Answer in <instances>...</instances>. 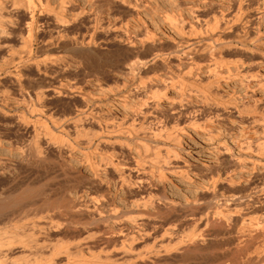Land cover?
I'll use <instances>...</instances> for the list:
<instances>
[{
	"label": "rangeland",
	"instance_id": "obj_1",
	"mask_svg": "<svg viewBox=\"0 0 264 264\" xmlns=\"http://www.w3.org/2000/svg\"><path fill=\"white\" fill-rule=\"evenodd\" d=\"M2 1H5V3H7V6L13 5L12 0ZM22 1L25 2L26 0ZM121 1L122 0H66L63 10L60 9V0H50V3L52 4V9L50 10L51 12L49 11L50 13L45 12L44 14H40L39 10L35 12L33 16V31L32 33L30 32L32 36H29L31 34L28 32L27 27V23L30 22V16L32 15L29 14L30 12H26L22 7L19 10L11 11L10 8V10H2V13L8 19H13L16 23L15 25L13 24V26H10L8 28L6 34H0V219L2 220H0V242L2 241L1 239L3 238V236L6 235V232L8 235L11 233L12 230H9L8 227L12 226L13 222L11 221L15 220L16 222H18L17 220H19V223H21L22 220V222L25 221L26 226L29 225L28 222L30 223L29 226L31 230H27V227L25 231H28L27 234L30 233L29 237H31L29 239H31L32 245V248L29 251L20 252L18 251V249H16V246H14V244H6L1 248L2 254H6L7 258H10L9 260L13 261L17 259L24 260V258L25 260H27L28 258H31V260L41 259L42 261L40 260L41 262L38 264H43V261L45 262L44 264H264V202H262L264 200L262 198L264 195L261 196V191H264V156H261L258 151L256 154L254 153L256 152L254 150H258V148L256 149V147H252L253 149L251 148L254 154L251 153V149L248 150L247 153H245L246 150L244 149L246 145L248 146L249 143L251 144V146L253 145L252 143L257 145V142L259 143V140L262 137V139L264 140V134L262 135V137L259 135V133L262 134V128L264 127V122L260 123L261 121H264V0ZM33 2L35 4H38L39 0H33ZM237 2H239V4H237ZM242 4L244 6H242ZM228 8L231 10H229ZM240 9H242L245 13H243ZM198 10H201V14ZM52 11H55L57 15H59L60 12V14H62L60 15V17L63 19L65 18L64 20L67 22L63 20L62 24H60L57 20L58 17H55L56 14L54 16L55 12L53 13ZM217 12H219V14ZM226 13L228 15V18L230 17V20H228L227 17H224V19H227L226 21L233 22V25L230 22V26L228 22L224 23L222 17L224 15L227 16ZM240 13L243 14L240 16ZM218 15L219 17H221V20L223 22L220 20V18H218L221 21H218L219 25L215 23V21H213L212 23L209 22L215 20V16L218 17ZM230 15H236L237 21L239 19L238 16H240L241 18L238 21L239 23L232 21V19L236 20V17L233 16V18ZM173 16L175 17L174 19L177 18L180 22L174 20L173 24L170 23L173 19L170 20L169 18ZM244 17H247L246 20ZM244 20L245 22H247L245 23ZM175 21L177 23L179 22L177 24L180 25L178 26L179 29L181 27V24H184L182 25L181 30L178 29L179 31H177V26H174V23H176ZM205 21H207V23ZM116 22L118 23V25L122 23L123 26L124 24V28L120 25L118 26L119 28L115 27L117 25ZM110 23L111 25L115 24V26L113 25L112 27H108V24ZM205 23L206 25L208 24V26L204 25ZM213 23L216 29L214 28L215 30L212 29L213 31H211V27H213V25L211 24ZM226 23H228V26ZM36 24L38 25L39 29ZM97 24L98 27L102 26L103 28V25L106 26L107 24V27L109 29H107V27H105L104 29H102V27L96 28ZM222 24H226V28ZM217 25L220 27L218 28ZM205 26H210V30L209 28L206 29ZM221 26L228 30L226 31L223 27L222 29ZM94 27L97 30H95ZM200 27L202 28V31L200 30ZM230 27L232 29L231 32ZM116 28L119 30H117ZM122 28L124 30L127 29V31L129 29V32L124 33V30ZM184 28H186V34H184ZM190 28H193L194 31ZM110 29L112 33L108 32ZM115 30L116 32L118 31V35L116 34ZM181 31H183V36H181V33H179ZM202 32H205V34ZM119 33L121 35H119ZM238 33L241 34L237 36ZM257 33L259 35L261 33V35L257 36ZM128 34L132 36H129ZM146 34L149 37L148 39L146 37L145 40H149V38L152 37L153 43L152 41H150L147 45V42H145V46L143 45L144 43L142 44V42L140 41L142 40L141 38H144L146 36ZM149 34H151V36ZM247 34L249 35V38ZM63 35L64 37H62ZM60 36L62 38H59ZM121 36L123 37V39H120ZM213 36L216 40L217 38L219 39L216 41L214 40ZM223 36L224 38H226L224 39ZM25 37L26 40L27 38L29 39V37H32V46L30 47L33 50L29 52L27 50H29L30 48L28 49L25 44ZM138 37H140L141 40ZM153 37L155 38L153 39ZM243 38L246 40L244 41L245 43L243 42ZM193 39L195 40L192 41ZM138 40L141 43L140 45ZM87 41H91L90 43L96 46L95 50L91 51L86 49H79L78 46L82 44L81 42L88 43ZM92 41H94L95 43L97 41V43L95 44ZM133 41L138 43L137 45L135 44L137 47L132 44ZM161 41L164 42V44L161 43ZM186 41L189 43L191 41L193 42V44L190 45L192 49L194 48L193 51L197 46L200 45L199 47H197L199 51L197 49V51L195 50L196 53L195 51H191L189 53L191 54V56L185 53V51H188L189 49V46L185 45V43H187ZM155 42L156 44H154ZM261 42L263 43L262 45L260 44ZM258 44L260 47L258 46ZM156 45L158 47V52L162 49L159 53L157 52ZM172 45H175V48L172 47ZM159 46L161 48H159ZM229 46L231 47L228 48ZM131 47L135 53L130 49ZM202 47H204V49ZM207 47L208 49H205ZM219 47L223 48V51L221 50V48L219 49ZM97 49H99V51ZM126 49L129 50L130 53ZM131 51L133 53H131ZM155 51L157 53H154ZM10 54H13L12 58L10 57ZM51 54L52 58L53 56L55 57V61L53 59L47 61L52 63H47L48 66L43 62V64H41V66H39V68L37 69V60L39 63L43 59L42 57H48ZM146 54H148L149 56ZM186 54L189 56H187ZM218 54H221L222 58L218 56ZM85 55L86 57H84ZM155 55H157L158 57H156ZM212 55L214 57H211ZM17 56H21L22 58L20 57L19 59H17ZM164 56H166V58L163 59ZM175 56L178 59L175 58ZM15 58L18 60L17 62L13 60ZM48 58H51V56ZM193 58H196L195 61L197 62V64H195L196 62L193 63ZM212 59H214L212 64L215 63L214 66L217 74H221V76L219 75L218 77L219 83L217 82L219 85L217 83V86L216 84L213 85L216 86L214 89L212 88V86H208L210 85V79L212 78L211 75L209 76L210 79L209 77H207L208 65L211 64L210 60ZM18 63L21 64H19L21 67L25 66L26 68L23 67V71H20L22 68L18 66ZM189 63L191 66L199 65L200 67L194 66L192 67L193 70L186 72L187 70H189V67H191ZM230 65L233 66L231 67ZM15 67L20 68V70H18L19 68L17 69L19 72H16ZM40 67H42V69ZM222 67H224V69ZM217 68H222L223 71H227H224V74L222 70L218 69L217 71ZM40 69L42 72H39ZM147 69L149 70V73ZM153 69L155 70L153 71ZM197 70L201 71L198 72ZM229 70L232 73L229 72ZM20 72H22L21 75ZM244 73L245 75L243 76V78L241 77V74L243 75ZM253 74H257V77H254L255 75L253 76ZM143 76L145 78H148L147 76L152 77V79L148 78L149 80L144 79V81H150L154 84L152 85V83L147 82L144 86L143 80V83H141V79L144 78ZM98 78L101 80L102 85L99 83L100 80ZM162 78L163 80H161ZM213 78L211 79V81L213 80ZM241 78L244 80H242ZM240 79L241 82L245 81L247 83L242 82L245 83V85H242ZM121 81L122 83L126 81L125 85H121ZM171 81H176L177 83L175 82L174 84ZM178 81L179 84L182 83V81L183 83L185 82V84L188 83L187 85H189L188 87L190 90L193 85L192 92L189 91V93H187L188 97L185 96V100H190V102L188 101V103H186L187 101L184 100L183 104L186 103L185 106L188 104V106L186 107L183 105L184 108H181L179 106V103H177V105L175 106L176 99L179 98L177 88L180 85L178 84ZM60 82H64L65 84L61 85ZM170 82L176 86L173 87L174 85L172 84V86ZM74 83H77L78 86H81L82 91H80V93L79 89L76 88L77 86H74ZM59 84L61 85V87L59 86ZM148 84L150 88L148 87ZM64 85L68 87H65ZM69 85H72V87L69 88ZM134 85H137L136 87L141 86L138 88L139 91L138 89L136 90V87ZM115 86H119L120 89H117ZM245 86L247 87V90H245ZM248 86H250L249 89ZM38 87H44L45 89H43L46 91V93L50 90V96L46 97V101L45 103H43V106H46L44 109L47 110L43 109L44 112L41 113L39 110H37L38 113L35 110L30 114L31 110H28L30 108L28 107L30 103L26 99L27 95H25V92L28 90L27 88L36 89ZM73 87H75L74 90L78 92L74 91ZM157 87L159 88V91L165 90V92L160 91L162 94L164 92L165 96L164 94L163 96L160 94L161 98H159V105L155 112L154 109H150L151 107H147L150 109L147 110L146 106H154V103H156L155 100H153L154 98L152 94L158 89ZM205 87H209V91L214 90L213 94H215V97L211 92H206V90L203 89ZM22 88L24 90H27L25 92L22 91L21 93V90H23ZM46 88L48 91L46 90ZM53 88L55 90H53ZM57 88H61L59 90H62L61 92L64 93L60 95L61 92H56L55 95L54 91H56ZM108 88L116 89L113 93V91L107 90ZM69 89H71L72 91ZM197 89H202L205 93H202L201 90L202 94H199L200 90L199 92H197ZM131 91L133 92L131 93ZM102 93H107V98H105L106 96H103L104 98H102ZM21 94L23 96L25 95L24 97L26 101H24V97L20 96ZM91 94H95V101L90 98ZM136 94H139L137 96L141 98H137ZM81 95H83V97ZM216 95L218 96L216 97ZM144 96H147V99L145 98V100H147L148 102L146 106L141 105V102L144 101L142 99V97ZM208 96H213L214 98L211 97L210 99ZM151 98L154 102H151ZM132 100V104L139 100L141 102H136L139 105L134 103V106H131L130 103ZM217 100L219 101V103ZM93 101L95 105L96 102H99L101 106H95ZM210 101L212 102V104ZM214 101H217V103ZM26 102L29 103L28 106ZM86 103H88L86 105L87 107L84 106V104ZM173 104L177 110L175 109ZM214 104H218V106ZM135 105L143 106L141 110L146 109L147 114L151 111V113L147 115L148 117L145 118V121L142 120L144 118L142 117V115H138L133 117L135 122L132 123L133 118L130 113L132 112L131 109L136 107ZM255 105L259 106L260 108H254ZM83 106L86 108L90 107L91 109L96 108L98 111H100V114H102V116H105V118H110L112 116L109 120L113 121L112 123L115 125H117L116 123L118 122V125H121L123 121V124L127 123L130 125L132 123L137 124V126L138 124L141 125L143 123L142 125H144L145 127L152 126L150 127L153 128L151 130H155L157 128L159 130V127L160 129L163 127V132H158L160 140L157 139L158 135L156 136L157 140H155L154 137L153 139L150 137H133L132 139L128 136L123 135L122 137H120V140H123L124 143H116L115 145L112 144V146L110 144H103L104 147L102 146L103 152H105L107 148L108 150L114 149L113 151L115 152L116 148V151L118 150L117 152L119 154L118 155L115 152L116 155L121 158L124 157L123 159L125 160L120 159L119 157L117 158V156L115 155L116 158L119 159V161L123 160L121 162V164L123 163V172L128 174L129 169L130 171H132H129L130 174H133H131L132 176H129V174L127 177V174L124 173L126 176L123 175V177H127L126 179L132 178V181H129L128 179L126 182L129 181L130 183H132L130 184L131 186H133V184L137 185V187L133 186L134 190L132 189V187L131 189H129V183H127L128 185L126 184L127 187H125V185L118 184H121L122 180H120L121 177L119 178V175L115 170L110 169L112 173H109L108 170H104L105 166L102 165V169L100 171L101 174L99 175L102 180H100L98 176H94L92 170L89 168V166H87L88 161L84 157L87 147L83 148L81 145L74 142L75 139L73 138H75V133H73V131L75 130V128L71 123H69V121H67L69 118H71V116H73L72 113H75L74 111H76L78 107L80 108ZM223 107H225V109ZM237 107H240L241 109H238ZM252 108L255 109V112L254 110H251ZM126 109H128V111ZM257 109H261L263 111L259 110V112ZM240 110L242 111L239 112ZM241 113L243 114L242 117H240ZM251 114L255 117V119H253L254 117L252 116L251 117L253 120L251 118H248ZM257 114H259L260 116H257ZM114 115L116 118H114ZM149 115L152 116L150 117ZM54 116L56 117V119L62 118V120L67 116V118L65 119V123L68 122L70 124L69 125L67 123L66 125L67 131L60 132L56 125L53 124L52 118H54ZM181 116L183 117L181 118ZM256 116L257 118L259 117L258 119L261 120L260 122H256ZM189 118L193 119L198 123V125L200 124L201 126H195L194 128L192 126L184 125V129L186 131H179V133L177 132L178 134L181 133V145L180 143L176 144L174 139L171 137H169L170 140L166 139L168 138V135L170 136L171 132L173 133L172 129L175 127L174 125H177L176 123L179 124L180 120L183 119V121H181L182 123L185 121L184 119L187 120ZM114 119H117L118 122ZM142 121H144L145 124ZM254 121L257 124L259 122V126H263H260V130L262 132L258 129L259 126L256 123V125L252 123ZM40 123L44 125L46 124L47 126L49 125V129H52L51 131H54L53 133H56L55 135H63L66 140H69V142H73L72 145L75 148L69 145V147H64V145H59V143L58 145H55L52 140L48 139L50 135H47V138L45 137L46 135H44V132L46 131V129H43L45 126L42 127L41 125H39ZM109 123L110 125H112L110 121ZM86 124L90 127V129L93 126L92 130L94 128H97V130H99V125H95L96 123H93L94 125L92 124V126L91 122H86ZM86 124H84V126ZM127 124L124 126H127ZM33 125L37 126L35 127ZM256 126H258V128ZM34 127H39L38 129L44 130H41L42 135L39 133L40 137L42 136L44 138H37V141H39L40 143L37 142L35 138H33L35 137L33 135L34 133H31ZM38 129L36 130L38 131ZM85 130H87V132H85L87 135L85 134L82 137L84 141H86L93 133L92 130L90 131L87 128ZM97 130L95 131L97 132ZM174 130L176 133V127L174 128ZM89 131L92 133H89L88 135ZM166 133L169 134L167 135ZM160 134H162V136ZM115 139L117 138H114V140ZM137 139L139 140L138 142H136ZM143 139H145V141ZM262 139L260 140V144L263 142ZM223 141L227 143V146H229L230 149L233 150V152L230 150L231 153L229 152V154L228 152H226L227 150L224 151L227 146H224L225 142ZM247 141H249V143ZM35 142L39 143V145L41 146L40 149H42L43 151V154L41 153V155H44V157L40 156V154L36 152L37 149L35 148L37 147L35 145ZM143 142L149 145L148 148H145ZM140 143H142L144 147ZM222 143H224V148H222L223 146H221ZM113 145L115 146V148H113ZM53 146H55V148ZM32 147L33 149H30ZM111 147L113 149H111ZM241 147L245 150V152L244 150L242 151ZM137 148H139V152L138 150H135ZM170 148L174 149L171 150ZM129 150L133 151L129 153ZM173 150L174 152L178 153V156L177 153H175L176 155H174ZM31 151H33V153H30ZM167 151H171V153L173 154H171L170 152V154L166 153ZM154 152L157 155L160 154V156H162L164 161L166 160L167 163L172 162L171 165L168 164L170 165L169 167L167 165H162L163 160H161L162 158H159V156H153L156 158H154V160L152 159L153 157H149L150 155L152 156ZM166 154H168L169 156H167ZM164 155L166 156L165 158ZM172 155L174 157L176 156V158H174L175 160L172 158H168L171 160H169L168 162L166 158L172 157ZM257 155L263 158H260ZM35 156H39V158ZM135 156L137 159L135 158ZM128 157L132 159H129ZM238 157L241 159V161ZM36 158L37 160H35ZM44 158L46 159L44 160ZM144 158H149L152 160L150 161L149 159L146 160ZM158 158L160 161H162V167L165 166L163 169L159 170L160 173L157 172V169L161 168V165L159 164L160 161H155ZM83 159L85 163L81 162L83 161ZM137 160L141 163V165ZM253 160H255V162ZM124 161L126 162L127 167ZM238 161H240L239 164ZM243 161L245 164H242ZM256 161H258V163ZM143 162H145V165H142ZM177 163L178 165L183 164L185 169L187 167L188 171L186 169V174H183L185 172L172 171V164L177 165ZM131 164L137 169L138 167L136 166L140 165V168L138 170L134 169V167H131ZM150 165L151 168L149 167ZM156 165H158L159 168ZM237 165L238 167L236 168ZM152 166L155 168L153 170H156L155 173H153L154 171H152ZM170 167L172 170L170 169ZM142 170L147 172H144ZM162 170L163 172H166V177L161 175ZM102 171H104V173H106L107 171L108 174L104 175L102 174ZM140 171L143 172L144 175ZM109 174L112 178L108 177L110 176ZM92 175L95 178L98 177L96 178L97 180ZM158 175H161L162 177ZM133 176L136 177V180L139 184L136 180H133L135 178ZM138 179L141 180L143 184ZM213 180H215L217 184ZM140 183L143 185V187H141L142 185ZM117 187L119 189H117ZM130 190L132 191L130 192ZM257 191H259L260 194ZM255 194L260 195L258 196V198L260 199H258L257 195ZM103 197L105 198L103 199ZM147 197H150L151 200L154 199V203L153 200H148L150 198L147 199ZM132 199L137 200V202L135 200L131 201ZM139 199L141 200L139 201ZM142 199L143 201L147 200L149 203L145 205L146 207L143 206L144 208H140L142 206L141 203V206L139 205L137 207ZM104 201H106V205ZM56 202H58L59 205H57ZM102 202L104 203L105 207H103ZM110 202H112V204ZM81 203H85V208L87 207V210L84 207V209L82 208ZM108 203L111 205V207H109L110 205ZM135 203H137V205H133L135 206L133 208L131 204ZM242 203L245 204L243 205ZM32 204L34 206H32ZM91 204L93 208H95V210L100 207V209L96 210V212L93 211V213H95L94 215L90 214V212L92 211V209L90 210L89 208L91 207ZM149 204H151L152 207ZM256 204H258L259 206ZM4 206L6 208H4ZM40 206H42V209L40 208ZM44 206L46 208L52 207V210L56 206L57 208L55 207V210H57L50 211L51 209H46L44 208ZM94 206H96L97 208ZM112 206H115L116 208L119 206V208L122 209L123 212L119 208L118 211H115L114 209L113 211ZM59 207L61 209L64 207V209L61 210ZM23 208L25 209L23 210ZM43 208L44 211H41L43 210ZM110 208L111 212L109 211ZM129 208L133 209V211H129ZM45 210L47 212L49 211V213H55L54 215L56 217H54V215H51L50 217L54 218H47V216L45 218V214H47ZM81 210V214L78 213ZM83 210L86 211H84L83 213ZM88 210L90 216H96L94 220H96L97 218L102 219V216L103 219H98L94 223V220L92 219L93 217H91V220L89 218L90 216L87 215ZM105 210H107V212ZM98 211L100 212L98 213ZM120 212L121 217L120 215H117L120 214ZM247 212H249L248 214L250 215V217ZM49 213L47 214L48 217ZM62 213L64 214V216ZM122 215L125 216L123 217V219ZM73 216H75V218ZM106 216H109L108 218L110 220ZM104 217L106 218V220L104 219ZM112 217L114 220H112ZM117 217H119V219H117ZM132 217L134 218L132 219ZM244 217H246L247 219ZM80 218L82 219V221H80L78 225L76 221L78 222ZM248 218H251L252 221ZM73 219L75 220V222L73 221ZM86 219L89 220L90 225L94 226L93 230L96 231V233L98 231H101V233L98 232L97 235H88V233H93L94 231L91 228L92 226L88 224V227L86 225L88 223ZM248 220L252 225L248 222ZM102 222L104 225L102 224ZM5 223L8 225L7 227ZM247 223L249 224L247 225ZM37 224L39 226L41 225V227H38ZM137 224L139 225L137 226ZM85 225L90 230H88ZM109 225H112V228H110ZM70 226L73 228H71ZM76 226L78 227V229L80 227L82 233L80 232V229L78 231ZM83 226L86 230H88V233L86 230L83 232ZM97 227L99 230L97 229ZM259 227L261 229L263 227V229L260 230ZM39 228H42L43 231ZM59 228L61 230H59ZM105 228L106 230H103ZM248 228H252L251 230L254 231L250 232L251 230L248 231ZM139 229L143 230L140 231ZM91 230L92 232H89ZM109 230H111L112 232ZM78 232L79 234H77ZM132 233L137 235H134ZM13 234L14 233L12 232V235ZM24 234L25 233H23L22 235ZM27 234H25L24 236L28 239V237L26 236ZM12 235L10 234V236ZM36 244H38V246ZM40 244L41 247H39ZM9 248L12 251H9ZM12 248L15 250H13ZM57 248L61 249L58 250ZM124 249L127 251H125ZM124 252H127L128 255L124 254ZM80 253H82V255ZM138 254H140L139 257L136 256Z\"/></svg>",
	"mask_w": 264,
	"mask_h": 264
},
{
	"label": "bare ground",
	"instance_id": "obj_2",
	"mask_svg": "<svg viewBox=\"0 0 264 264\" xmlns=\"http://www.w3.org/2000/svg\"><path fill=\"white\" fill-rule=\"evenodd\" d=\"M122 1H123V0H122ZM122 1H121V2H122ZM242 1H243V0H242ZM235 2H236V1H235ZM65 3H66V0H60V9H63V10H64ZM242 3H243V2H242ZM12 4H13V5H11V6H7V3H5V1L0 0V34H2V35L6 34V32L8 31V28H9L10 26H13V24L15 25V23H16V22H14L15 20H13V19L10 20V19H8V18L2 13V10H3V9H6V10H10V9H11V11H12V10H19V9H21V7H22L23 10H25L26 12H30L29 14H30V15L32 14V15L30 16V22L27 23V24H28L27 27H28V32H29V33H30V32L32 33V31H33V30H32V29H33V26H34V22H33V19H34V18H33V16H34L35 12H37V10H39V11H40V14H44L45 12H46V13H50V12H51L50 10L52 9V6H51L52 4L50 3V0H39V3H38V4H35V3L33 2V0H26L25 2L22 1V0H12ZM237 4H239V2H237ZM240 4H241V3H240ZM229 5H230V4H229ZM231 6H232V4H231ZM242 6H244V5L242 4ZM236 7H238V6H236ZM239 7H240V6H239ZM9 8H10V9H9ZM234 8H235V7H234ZM240 8H241V7H240ZM228 9H229V8H228ZM245 9H246V8H245ZM191 10H193V9H191ZM223 10H225V9H223ZM229 10H231V9H229ZM229 10H228V11H229ZM240 10H242V9H240ZM49 11H50V12H49ZM194 11H195V10H194ZM198 11H200V14H201V10H198ZM198 11H197V12H198ZM52 12H53V11H52ZM54 12H55V11H54ZM54 12H53V13H54ZM220 12H221V11H220ZM222 12H223V11H222ZM242 12L245 13L243 10H242ZM57 13H58V12H57ZM192 13H193V12H192ZM198 13H199V12H198ZM217 13L219 14V12H217ZM224 13H225V12H224ZM224 13H222V14H224ZM231 13H232V12H231ZM243 13H242V14H243ZM55 14H56V12L54 13V16H55ZM194 14H195V13H194ZM242 14L240 13V16H241ZM60 15H62V14H60V12H59V15L56 14L55 17H56V18L58 17V18L60 19V20H59V19L57 18L58 22H59L60 24H62V21H63L65 18H64V19L61 18ZM215 15H216V14H215ZM226 15H227V13H226ZM236 15H237V13H236ZM236 15H233V16L236 17V20H233L232 18H231V19H232V21L239 23L238 21H239V19H240L241 17L238 16L239 19H238V21H237V16H236ZM201 16H203V15H201ZM201 16H200V17H201ZM220 16H221V14H220ZM222 16H223V15H222ZM230 16H232V15H230ZM233 16H232V17H233ZM62 17H64V16H62ZM99 17H100V16H99ZM204 17H205V16H204ZM206 17H207V16H206ZM224 17H227L228 20H230V17L228 18V15H227V16L224 15V16L222 17V19L224 20V23H225V22H228V23H229L230 21H226L227 19L225 20ZM9 18H10V17H9ZM56 18H55V19H56ZM174 18H175L174 16H173V17H170L169 19H170V20L173 19V20H172L171 22H170V21H169V22L173 24L174 20L179 21L177 18H176V19H174ZM216 18H217V19H216ZM218 18H220V20H221V17H219V15H218V17L215 16V18H214L215 20H212V21H209V22L212 23L213 21H215V23H217V24L219 25L218 21H220V20H219ZM233 18H234V17H233ZM244 18H245V17H244ZM246 18H247V17H246ZM246 18H245V20H246ZM98 19H99V18H98ZM98 19H97V20H98ZM202 19H203V17H202ZM207 19H208V18H207ZM207 19H206V20H207ZM209 19H210V18H209ZM57 20H56V21H57ZM95 20H96V19H95ZM103 20H104V18H103ZM112 20H114V19H112ZM116 20H117V19H116ZM196 20H198V19H196ZM210 20H211V19H210ZM216 20H217V22H216ZM245 20H244V22H245ZM64 21H65V20H64ZM101 21H102V20H101ZM110 21H111V20H110ZM118 21H119V20H118ZM221 21H222V20H221ZM221 21H220V22H221ZM26 22H27V21H26ZM65 22H67V21H65ZM65 22H63V23H65ZM96 22H97V21H96ZM175 22H176V21H175ZM179 22H180V21H179ZM179 22H178V23H179ZM183 22H184V21H183ZM205 22L207 23V21H205ZM222 22H223V21H222ZM246 22H247V21H246ZM246 22H245V23H246ZM35 23H36V21H35ZM112 23H114V22H112ZM116 23H117V22H116ZM119 23H120V22H119ZM124 23H125V22H124ZM178 23H177V22L174 23V26H177V31L181 30L182 25H184V24H181V23H180V24H181V27H180V29H179L178 26H180V25H177ZM206 23H205L204 25H206ZM228 23H226L227 26H228ZM230 23L232 24L233 22H230ZM230 23H229V26H230ZM241 23H242V22H241ZM56 24H57V23H56ZM95 24H96V23H95ZM103 24H104V23H103ZM125 24H126V23H125ZM209 24H210V23H209ZM220 24H221V23H220ZM226 24H225V25H226ZM235 24H236V23H235ZM247 24H248V23H247ZM36 25H37V24H36ZM99 25H100V24H99ZM113 25L115 26V24H112V25H111V23H110V24H108V27H109V26L112 27ZM119 25L122 26V23L119 24ZM119 25H118V23H117V25H116L115 27H118ZM126 25H127V24H126ZM192 25H194V24H192ZM211 25H213V27H211V31H213L212 29L215 28V27H214L215 25H214V23L211 24ZM218 25H217V26H218ZM222 25H224V24H222ZM225 25H224V27H225ZM232 25H233V24H232ZM239 25H240V24H239ZM60 26H61V25H60ZM96 26H97V27H96ZM96 26H95L96 28H101V27H102V26H101V27H98V24H97ZM103 26H104V28H105V27H107V24H106V26H105V25H103ZM123 26H124V24H123ZM123 26H122V27H123ZM200 26H201V25H200ZM206 26H208V24H207ZM206 26H205V27H206ZM37 27H38V25H37ZM95 27H94V29H95ZM108 27H107V29H109ZM125 27H126V26H125ZM183 27H186V26H183ZM219 27H220V26H218V28H219ZM222 27H223V26H221V28H222ZM224 27H223V28H224ZM234 27H235V26H234ZM104 28L102 27V29H104ZM113 28H114V27H113ZM118 28H119V27H118ZM123 28H124V27H123ZM123 28H122V29H123ZM200 28H201V27H200ZM208 28H209V30H210V26H209V27H206V29H208ZM218 28H217V30H218ZM223 28H222V29H223ZM225 28H226V27H225ZM225 28H224V29H225ZM232 28H233V27H232ZM245 28H246V27H245ZM248 28H249V27H248ZM35 29H36V28H35ZM35 29H34V30H35ZM38 29H39V27H38ZM111 29H112V28H111ZM111 29H110L108 32H111ZM116 29H117V28H116ZM120 29H121V28H120ZM125 29H126V28H125ZM178 29H179V30H178ZM184 29H185V31H184L185 33H184V34H186V28H184ZM187 29H188V28H187ZM190 29H193V28H190ZM195 29H196V28H195ZM215 29H216V28H215ZM215 29H214V30H215ZM230 29H231V27H230ZM236 29H237V28H236ZM92 30H93V29H92ZM95 30H97V29H95ZM112 30H113V29H112ZM117 30H119V29H117ZM123 30H124V29H123ZM182 30H183V29H182ZM197 30H198V29H197ZM200 30L202 31V28H201ZM225 30H226V29H225ZM227 30H228V29H227ZM227 30H226V31H227ZM243 30H245V29H243ZM93 31H94V30H93ZM100 31H101V30H100ZM104 31H107V30H104ZM125 31H126V32H125ZM187 31H188V30H187ZM193 31H194V29H193ZM193 31H192V32H193ZM207 31H208V30H207ZM221 31H222V30H221ZM231 31H232V29L230 30V32H231ZM233 31H234V30H233ZM246 31H247V30H246ZM95 32H96V31H95ZM115 32H116V30H115ZM121 32H122V31H121ZM128 32H129V29H128V31H127V29L124 30V33H128ZM209 32H210V31H209ZM243 32H244V31H243ZM9 33H10V32H9ZM29 33H28V34H29ZM31 33H30V34H31ZM111 33H112V32H111ZM117 33H118V31L116 32V34H117ZM122 33H123V32H122ZM130 33H131V32H130ZM149 33H150V32H149ZM179 33H181L180 35L183 36V35H182V34H183V31H181V32H179ZM202 33L205 34V32H202ZM207 33H208V32H207ZM244 33H245V32H244ZM246 33H247V32H246ZM109 34H110V33H109ZM189 34H190V32H189ZM196 34H197V33H196ZM196 34H195V36H196ZM204 34H203V35H204ZM234 34H235V33H234ZM239 34H241V33H238L237 36H239ZM257 34H258V33H257ZM2 35H1V36H2ZM117 35H118V34H117ZM119 35H121V34L119 33ZM122 35H124V34H122ZM125 35H126V34H125ZM128 35H129V34H128ZM149 35L151 36V34H149ZM187 35H188V33H187ZM191 35H192V33H191ZM193 35H194V34H193ZM203 35H202V36H203ZM207 35H208V34H207ZM235 35H236V34H235ZM247 35H248V34H247ZM260 35H261V33H260ZM260 35L258 34L257 36H260ZM29 36H32V34L29 35ZM115 36H116V35H115ZM129 36H132V35H129ZM129 36H127V37H129ZM189 36H190V35H189ZM231 36H232V35H231ZM27 37H28V36H27ZM62 37H64V35H63ZM62 37L60 36L59 38H62ZM146 37H147V39H148L149 36H147V34H146V36H145L144 38H141L142 40L140 39V37H138V38L141 40L140 42H142V44L144 43L143 45H145V42H147V45H148L149 42L152 41V37H150L151 39L149 38V40H145ZM186 37H188V36H186ZM193 37H194V36H193ZM215 37H216V35H215ZM215 37L213 36L214 40H216ZM234 37H235V36H234ZM116 38H117V37H116ZM154 38H155V37H153V39H154ZM156 38H157V37H156ZM189 38H190V37H189ZM223 38H224V36H223ZM223 38H222V39H223ZM225 38H226V37H225ZM225 38H224V39H225ZM231 38H232V37H231ZM244 38H245V37H244ZM244 38H243V39H244ZM248 38H249V35H248ZM250 38H252V37H250ZM31 39H32V37H31V38L29 37V39L27 38V40H26V37H25V41H26L25 44H26V46L28 47V49L30 48L29 50H27L28 52L31 51V50H33V49L30 47V46H32V45H31V44H32ZM33 39H34V38H33ZM84 39H85V38H84ZM89 39H90V38H89ZM120 39H123V37L121 36ZM133 39H134V38H133ZM135 39H136V38H135ZM199 39H200V38H199ZM218 39H219V38H217V40H218ZM224 39H223V40H224ZM228 39H229V38H228ZM228 39H227V40H228ZM238 39H239V38H238ZM253 39H254V38H253ZM253 39H252V40H253ZM114 40H115V39H114ZM159 40H162V39H159ZM194 40H195V39H193L192 41H194ZM217 40H216V41H217ZM73 41H75V40H73ZM85 41H86V40H85ZM88 41H89V40H88ZM88 41H87V42H88ZM123 41H125V40H123ZM130 41H131V40H130ZM130 41H129V42H130ZM156 41H158V40H156ZM173 41H174V40H173ZM184 41H185V40H184ZM192 41H191L190 43L186 41L187 43H185V45L189 46L188 51H187V50L185 51V53H187V54H189V53H190L191 51H193V49H194V48L192 49V48L190 47V45L193 44ZM244 41H246V40L244 39L243 42H244ZM256 41H257V40H256ZM90 42H91V41H90ZM90 42H88V43H86V42H85V43L81 42L82 44H80V45L78 46L79 49H81V50L86 49V50H91V51H92V50H95L96 46H94V45L91 44ZM92 42L95 43L94 41H92ZM138 42H139V40H138ZM140 42H139V45L141 44ZM159 42H160V41H159ZM75 43H76V42H75ZM96 43H97V41H96ZM96 43H95V44H96ZM118 43H119V42H118ZM130 43H131V42H130ZM152 43H153V41H152ZM161 43L164 44V42H162V41H161ZM182 43H183V42H182ZM209 43H210V42H209ZM212 43H213V42H212ZM244 43H245V42H244ZM23 44H24V42H23ZM27 44H28V45H27ZM132 44H134V45L136 44V45H137L138 43L135 42V41H133ZM132 44H131V46H132ZM154 44H156V42H155ZM154 44H153V46H154ZM173 44H175V43H173ZM180 44H181V43H180ZM183 44H184V43H183ZM210 44H211V43H210ZM260 44L262 45L263 43L261 42ZM127 45H128V44H127ZM136 45H135V46H136ZM151 45H152V44H151ZM159 45H161V44H159ZM181 45H182V44H181ZM181 45H179V46H181ZM185 45H184V46H185ZM128 46H129V45H128ZM145 46H146V45H145ZM149 46H150V45H149ZM174 46H175V45H174ZM174 46L172 45V47H174ZM199 46H200V45H199ZM199 46H197V47H199ZM201 46H202V45H201ZM209 46H210V45H209ZM227 46H228V45H227ZM258 46H259V44H258ZM133 47H134V46H133ZM136 47H137V46H136ZM138 47H139V46H138ZM156 47H157V45H156ZM156 47H154V48H156ZM197 47L195 48V50L197 49ZM205 47H206V46H205ZM211 47H212V46H211ZM230 47H231V46H229L228 48H230ZM259 47H260V46H259ZM128 48H129V47H128ZM142 48H144V47H142ZM152 48H153V47H152ZM159 48H161V47L159 46ZM174 48H175V47H174ZM182 48H183V47H182ZM202 48L204 49V47H202ZM220 48H221V47H219V49H220ZM232 48H233V47H232ZM263 48H264V46H263ZM77 49H78V48H77ZM130 49L132 50V47H131ZM139 49H140V48H139ZM185 49H186V48H185ZM199 49H200V48H199ZM203 49H202V50H203ZM205 49H208V47L205 48ZM97 50L99 51V49H97ZM126 50H127V49H126ZM150 50H151V49H150ZM154 50H156V49H154ZM159 50H160V49H159ZM161 50H162V49H161ZM161 50H160V51H161ZM195 50H194V51H195ZM197 50H198V49H197ZM197 50H196V51H197ZM221 50L223 51V48H221ZM98 51H97V52H98ZM127 51H129V50H127ZM132 51H133V50H132ZM132 51H131V53L134 52V51H133V52H132ZM135 51H136V50H135ZM139 51H140V50H139ZM160 51H159V52H160ZM183 51H184V50H183ZM194 51H193V52H194ZM196 51H195V53H196ZM198 51H199V50H198ZM214 51H215V50H214ZM242 51H243V50H242ZM244 51H245V50H244ZM251 51H252V50H251ZM88 52H89V51H88ZM141 52H142V51H141ZM157 52H158V47H157ZM157 52L155 51L154 53H157ZM159 52H158V53H159ZM200 52H201V51H200ZM206 52H207V51H206ZM216 52H217V51H216ZM220 52H221V51H220ZM11 53H12V52H11ZM14 53H15V52H14ZM81 53H82V52H81ZM129 53H130V51H129ZM134 53H135V52H134ZM253 53H255V52H253ZM75 54H76V53H75ZM86 54H87V53H86ZM149 54H150V53H149ZM152 54H153V53H152ZM165 54H166V53H165ZM165 54H164V55H165ZM187 54H186V55H187ZM192 54H193V53H192ZM10 55H11V54H10ZM12 55H13V54H12ZM12 55L10 56L11 58H12ZM89 55H90V54H89ZM92 55H93V54H92ZM146 55H148V54H146ZM150 55H151V54H150ZM153 55H154V54H153ZM168 55H169V54H168ZM189 55L191 56V54H189ZM189 55H187V56H189ZM50 56H51V58H48V57H50ZM50 56H48V57L45 56L46 58H45V57H42L43 59L40 61L41 63L39 62L40 65H39L38 60H37V64H36V66L38 65V67H36V68L38 69L39 66H41V64H43V62H44V64H46V65H47V63H51V62H47V61H50L51 59L54 60L55 57L53 56V58H52V54H51ZM78 56H79V55H78ZM80 56H81V55H80ZM148 56H149V55H148ZM151 56H152V55H151ZM151 56H150V57H151ZM155 56L158 57L157 55H155ZM169 56H170V55H169ZM218 56H220V57L222 58V55H221V54H220V55L218 54ZM17 57H18V56H17ZM20 57H21V56H20ZM20 57H18L17 59H19ZM82 57H83V56H82ZM84 57H86V55H85ZM153 57H154V56H153ZM156 57H155V58H156ZM173 57H174V55H173ZM211 57H214V56L212 55ZM211 57H210V59H211ZM220 57H219V58H220ZM223 57H224V56H223ZM21 58H22V57H21ZM131 58H132V57H131ZM133 58H134V57H133ZM147 58H148V57H147ZM159 58H160V57H159ZM164 58H166V56H164L163 59H164ZM168 58H169V57H168ZM175 58H177V57L175 56ZM180 58H181V57H180ZM188 58H189V57H188ZM191 58H192V57H191ZM221 58H220V59H221ZM17 59L15 58V59H13V60H15V61L17 62V61H18ZM39 59H40V58H39ZM177 59H178V58H177ZM193 59H194L193 63L196 62V61H195L196 58H193ZM214 59H215V58H214ZM214 59L210 60V61H211V62H210L211 64L208 65V69H207V70H208V73H207L208 76H207V77H209L210 75H211L212 78L214 77L212 81H211L212 78L210 79V77H209V79H210V83H209V84H210V85H208L209 87L212 86L213 89H214V88L217 86V84L219 83V80H218L219 75L221 76V74H217V72H216V69H215V66H214L215 63L212 64V62H213ZM216 59H217V57H216ZM226 59H228V58H226ZM13 60H12V61H13ZM127 60H128V59H127ZM191 60H192V59H191ZM191 60H190V61H191ZM197 60H198V59H197ZM221 60H222V59H221ZM230 60H231V59H230ZM230 60H229V61H230ZM15 61H14V62H15ZM54 61H55V60H54ZM93 61H95V60H93ZM128 61H129V60H128ZM154 61H155V59H154ZM154 61H153V62H154ZM235 61H236V60H235ZM19 62H20V61H19ZM214 62H216V61H214ZM20 63H21V62H20ZM20 63H18V66H19L20 68H22V69L20 70L19 67H17V68L15 67V68H16V72H17L18 70L23 71V67H25V66H23V63H24V62L22 63V66H23V67L20 66V65H21ZM54 63H55V62H54ZM54 63H53V64H54ZM116 63H118V62H116ZM156 63H157V62H156ZM19 64H20V65H19ZM28 64H29V63H28ZM31 64H32V63H31ZM51 64H52V63H51ZM97 64H98V63H97ZM99 64H100V63H99ZM102 64H103V63H102ZM137 64H138V63H137ZM195 64H197V62H196ZM229 64H230V63H229ZM25 65H26V64H25ZM104 65H105V64H104ZM148 65H149V64H148ZM160 65H161V64H160ZM189 65H190V63H189ZM235 65H236V64H235ZM15 66H16V65H15ZM26 66H27V65H26ZM47 66H48V65H47ZM94 66H95V65H94ZM156 66H157V64H156ZM162 66H163V65H162ZM162 66H161V67H162ZM179 66H180V65H179ZM190 66H191V65H190ZM194 66H196V65H194ZM194 66L192 65L191 67H189V70L185 69V70H187L186 72L193 70L192 67H194ZM198 66H199V65H198ZM198 66H196V67H198ZM223 66H224V65H223ZM230 66L232 67L233 65H230ZM28 67H29V66H28ZM42 67H44V66H42ZM42 67H40V68L42 69ZM45 67H46V66H45ZM153 67H154V66H153ZM199 67H200V66H199ZM224 67H225V66H224ZM224 67H222V68L224 69ZM236 67H237V66H236ZM18 68H19V69H18ZM25 68H26V67H25ZM125 68H126V67H125ZM146 68H147V66H146ZM154 68H155V67H154ZM158 68H159V67H158ZM164 68H165V67H164ZM186 68H187V67H186ZM222 68H221V69L217 68V71H218V69L223 71ZM17 69H18V70H17ZM34 69H35V68H34ZM41 69L39 70V72L41 71ZM123 69H124V68H123ZM129 69H130V68H129ZM148 69H150V68H148ZM148 69H147V70H148ZM151 69H152V68H151ZM168 69H169V68H168ZM199 69H201V68H199ZM225 69H226V68H225ZM145 70H146V69H145ZM145 70H143V71H145ZM154 70H155V69H153V71H154ZM207 70H206V71H207ZM231 70H232V69H231ZM119 71H120V70H119ZM151 71H152V70H151ZM157 71H158V70H157ZM157 71H156V73H157ZM160 71H162V70H160ZM163 71H164V70H163ZM197 71H198V70H197ZM200 71H201V70H200ZM200 71H198V72H200ZM206 71H204V72H206ZM224 71H227V70H224ZM224 71H223V73L225 74ZM232 71H233V70H232ZM18 72H19V71H18ZM39 72H38V73H39ZM41 72H42V71H41ZM95 72H96V70H95ZM95 72H93V73H95ZM122 72H124V71H122ZM192 72H193V71H192ZM229 72H231V71L229 70ZM229 72H228V73H229ZM21 73H22V72H20V75H21ZM97 73H98V72H97ZM148 73H149V70H148ZM202 73H203V72H202ZM219 73H220V72H219ZM223 73H222V74H223ZM231 73H232V72H231ZM18 74H19V73H18ZM39 74H40V73H39ZM124 74H125V73H124ZM145 74H146V72H145ZM153 74H154V73H153ZM198 74H199V73H198ZM198 74H197V75H198ZM104 75H105V74H104ZM107 75H108V74H107ZM127 75H128V74H127ZM129 75H130V74H129ZM157 75H158V73H157ZM244 75H245V73H244L243 75L241 74V77H243ZM254 75H255V74H253V76H254ZM101 76H103V75H101ZM238 76H239V75H238ZM251 76H252V74H251ZM98 77H99V76H98ZM143 77H144V76H143ZM147 77L150 78V79H152V77H150V76H147ZM162 77H163V76H162ZM222 77H223V76H222ZM222 77H221V78H222ZM229 77H230V76H229ZM254 77H257V74H256ZM129 78H130V77H129ZM134 78H135V77H134ZM134 78H133V79H134ZM148 78H145V77H144V78L141 79V81H142V80L144 81V79H145V80H146V79L149 80ZM243 78H244V77H243ZM98 79H99V78H98ZM98 79H97V80H98ZM153 79H154V78H153ZM209 79H208V81H209ZM241 79H242V78H241ZM241 79H240V82H241ZM99 80H100V79H99ZM99 80H98V81H99ZM124 80H125V79H124ZM128 80H129V79H128ZM131 80H132V79H131ZM131 80H130V81H131ZM155 80H156V79H155ZM161 80H163V78H162ZM172 80H173V79H172ZM221 80H223V79H221ZM221 80H220V81H221ZM242 80H244V79H242ZM246 80H247V79H246ZM61 81H62V80H61ZM67 81H68V80H67ZM98 81H97V82H98ZM126 81H127V80H126ZM126 81H124V83H122V81H121V83H122L121 85H125V82H126ZM143 81H142L141 83H143ZM151 81H152V80H151ZM157 81H158V80H157ZM164 81H165V79H164ZM183 81H184V80H183ZM183 81H182V83H180V84H179V81H178V84L180 85L179 87L177 86V87H178V88H177V91H178V93H179V98H178L179 100L176 99V104H175V106H176L177 103H179V106H180L181 108H184L183 105L185 106V104L188 103V101L190 102V100H185V96H187V93H189V91L192 92V89H193V85H192V88L190 87V88H191V90H190L189 87H188L189 85H187L188 83L185 84V82L183 83ZM147 82L149 83L150 81H147ZM147 82L144 81V83H143L144 86H145V84H146ZM167 82H168V81H167ZM171 82H173V83L175 84L176 81H175V82H174V81H171ZM171 82H170V83H171ZM217 82H218V83H217ZM242 82H245V81H242ZM242 82H241V83H242ZM60 83H61V82H60ZM99 83L101 84V80H100ZM118 83H119V82H118ZM150 83H152V85L154 84L153 82H150ZM164 83H165V82H164ZM173 83H171V85H172ZM176 83H177V82H176ZM216 83H217V84H216ZM245 83H247V82H245ZM245 83H242V85H243V84L245 85ZM260 83H261V82H260ZM62 84H65V83L63 82V83H61V85H62ZM66 84H67V82H66ZM68 84H69V83H68ZM70 84H71V83H70ZM100 84H99V86H100ZM139 84H140V83H139ZM174 84H173V85H174ZM215 84H216V86H213V85H215ZM249 84H250V83H249ZM263 84H264V83H263ZM61 85L59 84L60 87H61ZM101 85H102V84H101ZM121 85H120V86H121ZM126 85H127V84H126ZM128 85H129V84H128ZM141 85H142V84H141ZM168 85H169V84H168ZM173 85H172V86H173ZM205 85H206V84H205ZM218 85H219V84H218ZM247 85H248V84H247ZM64 86H65V85H64ZM74 86H75V87L77 86L76 88L79 89V93H80V91H82V90H81V86H78L77 83H76V84L74 83ZM134 86H135V85H134ZM136 86H137V85H136ZM136 86H135V87H136ZM144 86H143V87H144ZM150 86H151V85H150ZM175 86H176V85H174L173 87H175ZM41 87H42V86H41ZM56 87H58V86H56ZM65 87H68V86H65ZM70 87H72V85H71V86L69 85V88H70ZM75 87H73V90L75 89ZM115 87H116V86H115ZM124 87H125V86H124ZM139 87H141V86L136 87V90H137ZM148 87H149V84H148ZM209 87H205V88H203V89L206 90V92H211V93L213 94V93H214V92H213L214 90H213V91H212V90L209 91ZM245 87H246V86H245ZM249 87H250V86H248V89H249ZM43 88H44V87H43ZM43 88H40V87H38V88H36V89H35V88H32V89L27 88V89H28V90L26 89L27 91L24 90V89L22 88L23 90H21V93H22V91H24V92L26 91V92H25V95H27V96H26V97H27L26 99H27V100L29 101V103H30V105L28 106L29 103H27L28 101L26 102V103H27V106L30 107V108L28 109V110H31L30 114L32 113V111L34 112L35 110H36V111L39 110L40 113H41V112H44V110H47V109H44L46 106H45V105L43 106V103H45V101H46L45 98L48 97V96H50V93H49L50 90L48 91L47 88H46V90L48 91V92L46 93V91L44 90L45 88H44V89H43ZM54 88H55V87H54ZM54 88H53V90H55ZM101 88H102V87H101ZM116 88H117V89H118V88L120 89L119 86H117ZM116 88H114V89H110V88H108L107 90H109V91H113V93H114V90H115ZM149 88H150V87H149ZM153 88H154V87H153ZM157 88H158V87H157ZM207 88H208V89H207ZM59 89H61V88H57L56 91H54V94H55L56 92H61V91H62V90H59ZM71 89H72V88H71ZM71 89H69V90H71ZM121 89H122V88H121ZM134 89H135V88H134ZM142 89H143V88H142ZM146 89H147V88H146ZM146 89H145V91H146ZM162 89H164V88H162ZM63 90H64V89H63ZM107 90H106V91H107ZM132 90H133V89H132ZM148 90H149V89H148ZM154 90H156V89H154ZM195 90H196V89H195ZM197 90H198L197 92H199L200 89H197ZM201 90H202V89H201ZM201 90H200L199 94L201 93ZM245 90H247V87H246ZM71 91H72V90H71ZM74 91H76V90H74ZM74 91H73V92H74ZM83 91H84V90H83ZM100 91H101V90H100ZM104 91H105V90H104ZM116 91H117V90H116ZM123 91H124V90H123ZM123 91H122V92H123ZM133 91H134V90H133ZM133 91H131V93H132ZM138 91H139V89H138ZM138 91H137V92H138ZM140 91H141V90H140ZM145 91H144V92H145ZM160 91H161V90H160ZM160 91H159V88H158L156 91H154V92L151 91V92H153V94H154V95L152 94V96H153V98H154L153 100H155V102H156V103H154V106H153V105H152V106H149V105L146 106V104H147L148 102H147V100H145V98L147 99V96H146V97H145V96L142 97V99H143L144 101L141 102V101L139 100V101L142 103L141 105L146 106V108H147V107H151L150 109H151V110L154 109V111L156 112L157 107H158V105H159V104H158V103H159V98H161L160 94H161L162 96H163V94H164V96H165V93H164L165 90H162V91H164L163 94L161 93L162 91H161V92H160ZM187 91H188V92H187ZM76 92H78V91H76ZM128 92H129V91H128ZM203 92H204V91L202 90V93H203ZM63 93H64V92H61L60 95H62ZM79 93H78V94H79ZM81 93H82V92H81ZM100 93H101V92H100ZM111 93H112V92H111ZM139 93H140V92H139ZM202 93H201V94H202ZM204 93H205V92H204ZM46 94H49V95H46ZM57 94H59V93H57ZM102 94H103V95H101L102 98H104L103 96H106L105 98H107V93H102ZM108 94H109V92H108ZM133 94H134V93H133ZM206 94H208V93H206ZM206 94H205V96H206ZM25 95H24V96H25ZM55 95H56V94H55ZM92 95H93V96H92ZM99 95H100V94H99ZM99 95H97V96H99ZM127 95H128V93H127ZM127 95H126V96H127ZM131 95H132V94H131ZM131 95H130V96H131ZM137 95H139V94H136V97L140 99L141 97H138ZM141 95H142V94H141ZM213 95H214V97H215V94H213ZM20 96L24 97L22 94H21ZM57 96H58V95H57ZM81 96L83 97V95H81ZM91 96H92V97H91ZM91 96H90V98H92V100H94V99H95V94H91ZM97 96H96V97H97ZM101 96H99V97H101ZM124 96H125V94H124ZM158 96H160V97H158ZM217 96H218V95H216V97H217ZM85 97H86V96H85ZM99 97H98V98H99ZM131 97H132V96H131ZM187 97H188V96H187ZM208 97H209V96H208ZM211 97H213V96H211ZM211 97H209V98L211 99ZM214 97H213V98H214ZM122 98H123V97H122ZM122 98H121V99H122ZM124 98H125V97H124ZM129 98H130V97H129ZM133 98H134V97H133ZM189 98H190V96H189ZM26 99H25V97H24V101H26ZM86 99H87V98H86ZM96 99H97V98H96ZM125 99H126V98H125ZM130 99H131V98H130ZM187 99H188V98H187ZM216 99H217V98H216ZM216 99H215V100H216ZM90 100H91V99H90ZM90 100H89V101H90ZM123 100H124V99H123ZM128 100H129V99H128ZM133 100H134V99H133ZM133 100H132L131 103H130L131 106H132V105L134 106V103L139 102V101H136V102H134V103L132 104ZM151 100H152V98H151ZM153 100H152L151 102H154ZM177 100H178V101H177ZM184 100L187 101L185 104H183ZM94 101H95V100H94ZM94 101H93V103H94ZM173 101H175V100H173ZM173 101H172V102H173ZM207 101H208V100H207ZM217 101H218V100H217ZM217 101H214V102L217 103ZM90 102H91V101H90ZM90 102H88V103H90ZM128 102H129V101H128ZM140 102H139V103H140ZM172 102H171V103H172ZM210 102H211V101H210ZM88 103L84 104V106H86ZM98 103H99V102H98ZM98 103L96 102V105L99 106L100 103H99V104H98ZM208 103H209V102H208ZM218 103H219V101H218ZM128 104H129V103H128ZM136 104H138V103H136ZM189 104H190V103H189ZM211 104H212V102H211ZM94 105H95V103H94ZM96 105H95V106H96ZM138 105H139V104H138ZM160 105H161V104H160ZM214 105H217V106H218V104H214ZM214 105H212V106H214ZM219 105H220V104H219ZM239 105H240V104H239ZM256 105H257V103H256ZM256 105L254 106V108H255V107H256V108H257V107L260 108L259 106H256ZM84 106H83V107H84ZM100 106H101V105H100ZM129 106H130V105H129ZM135 106H136V105H135ZM173 106H174V104H173ZM175 106H174V107H175ZM186 106H188V104H187ZM186 106H185V107H186ZM237 106H238V105H237ZM83 107H80L81 109H80L79 107H78L77 110L75 109V110H76V111H74L75 113H72L73 116H71V118H69L67 121H69V123H71V124L73 125V127L75 128V130H74L75 132L73 131V133H75V134H74L75 136L73 135V136L75 137V138H73V139H75L74 142L78 143V144L81 145L83 148L87 147V150H86V153H85V156H84V157L86 158V160L88 161V165H87V166H89V168L92 170L94 176H98V177L100 178V180H102V178H101L99 175L101 174L100 171H101V169H102V165H103V166H105V167H104V168H105L104 170H108L109 173H110V172L112 173V171H111L110 169L115 170L116 173L119 175V178L121 177L120 180H122L123 183H122V182H121V184L118 183L119 185H125V187H127V185H128L127 183H129V189H131V187H132V189H133V186H136V187H137V185H135V184H133V186L130 185V184H132V183H130L129 181H130L132 178H128L129 181L126 182V181L128 180V179H126V178H127L128 175L130 174V173H129L130 169H129V171H128V174L125 173V172H123V171H124V170H123L124 168L122 167V164H123V163L121 164V162H122L123 160H125V159H123L124 157L121 158V157L118 156V155H119L118 152H117L118 150L116 151V148H115L114 145H115L116 143H124L123 140H120V137H122L123 135L128 136L129 138H132V139H133V137H144V138L150 137V138H152V139H153V137H154L155 140H157V139L160 140V136H159L158 132H159V133H161V131L163 132V130H162L163 127H162L161 129H160V127H159V130H160V131H159L158 128H157V129L154 128L155 130H151V129H153V128H150V127H152V126H146V127H147V128H146L144 125H142L143 123H142L141 125L138 124V126H137V124H132V123L135 122L133 117L138 116V115H140V116L142 115V117H144L142 120L145 121V118L148 117L147 115H148L149 113H151V111H150V112L147 114V110H148L149 108H147V110L144 108L146 111H145V110H141V108H143V106H136V107H134L133 109H131L132 112L130 113V115H132L133 122H132L130 125L126 123L127 126H124V125H126V124H125V123L123 124L122 119H121L122 123H121V121H120L121 125H120V124L118 125L119 122L117 121V119H114V120H116V121L118 122V123H116L117 125L113 124V123H112L113 121L109 120L112 116H111L110 118L107 117L108 119L105 118L104 115H103V116H104V117H103L102 114H100V111H98L96 108H93V106H92L93 109H91L90 107H89V108H86L87 106L84 107V108H83ZM153 107H155V108H153ZM226 107H227V106H226ZM231 107H232V106H231ZM233 107H234V106H233ZM159 108H160V107H159ZM161 108H162V107H161ZM169 108H170V107H169ZM171 108H172V107H171ZM221 108H222V107H221ZM223 108L225 109V107H223ZM228 108H229V107H228ZM237 108H238V107H237ZM254 108H252L251 110H252V111L254 110V112H255V109H254ZM43 109H44V110H43ZM150 109H149V110H150ZM175 109H176V107H175ZM199 109H200V108H199ZM226 109H227V108H226ZM238 109H241V108L239 107ZM238 109H237V110H238ZM126 110L128 111V109H126ZM129 110H130V108H129ZM176 110H177V109H176ZM181 110H182V109H181ZM193 110H194V109H193ZM202 110H203V109H202ZM220 110H221V109H220ZM242 110H243V107H242ZM242 110H240L239 112H241ZM257 110L259 111V110H261V109H257ZM257 110H256V111H257ZM101 111H102V110H101ZM174 111H175V110H174ZM195 111H196V110H195ZM195 111H194V112H195ZM197 111H200V110H197ZM203 111H204V110H203ZM244 111H245V110H244ZM261 111H263V110H261ZM46 112H47V111H46ZM129 112H130V111H129ZM170 112H171V111H170ZM189 112H190V111H189ZM237 112H238V111H237ZM239 112H238V113H239ZM259 112H260V111H259ZM37 113H38V111H37ZM102 113H103V112H102ZM165 113H166V112H165ZM167 113H168V112H167ZM251 113H252V112H251ZM47 114H48V113H47ZM106 114H107V113H106ZM196 114H197V112H196ZM244 114H245V113H244ZM253 114H254V113H253ZM262 114H263V113H262ZM50 115H51V114H50ZM126 115H127V114H126ZM185 115H187V114H185ZM185 115H183V116H185ZM194 115H195V114H194ZM242 115H243V114L241 113V116H240V117H242ZM245 115H246V114H245ZM255 115H256V114H255ZM258 115H259V114H257V116H258ZM46 116H48V115H46ZM51 116H52V115H51ZM107 116H108V115H107ZM149 116H150V115H149ZM151 116H152V115H151ZM151 116H150V117H151ZM154 116H156V115H154ZM157 116H158V115H157ZM183 116H181V118H182ZM238 116H239V114H238ZM251 116L254 117V116L251 114L250 117H248V118H251V119H252ZM257 116H256V119H257L256 122H257V121L260 122L261 120L258 119L259 117L257 118ZM259 116H260V115H259ZM261 116H262V115H261ZM150 117H149V118H150ZM179 117H180V116H179ZM186 117H189V116H186ZM186 117H184V118H186ZM26 118H27V117H26ZM57 118H58V117H57ZM64 118H65V117H64ZM66 118H67V116H66ZM66 118H65V119H66ZM114 118H116L115 115H114ZM123 118H124V117H123ZM126 118H127V117H126ZM136 118H137V117H136ZM153 118H154V117H153ZM195 118H196V117H195ZM243 118H244V117H243ZM245 118H246V117H245ZM263 118H264V117H263ZM263 118H262V119H263ZM60 119H61V120H60ZM65 119H63V120H62V118L56 119L55 116H54V118H52V120H53V124L56 125V127L60 130V132H65V131H67V130H66V129H67V126H66V125H67L68 122L65 123ZM176 119H178V118H176ZM241 119H242V118H241ZM253 119H255V117H254ZM253 119H252V120H253ZM112 120H113V119H112ZM123 120H124V119H123ZM137 120H140V119H137ZM156 120H157V119H156ZM156 120H155V121H156ZM184 120H185L184 122L181 123V121H183V119H182V120H180V123H179V124L176 123L177 125H174V126L176 127V133H175V130H174L175 127L172 129L173 133L171 132V133H170V136L168 135L169 133H166V134L168 135V136L166 135V136L168 137V138H166V139H169V137H171V138L174 139V141L176 142V144H177V143H178V144L180 143V145H181L182 137L180 136L181 133H180V134H178V133H179V131H182V132H185V131H186V130L184 129V128H185L184 125L192 126V127H194V128H195V126H197V127H198V126H199V127L201 126L200 124L198 125V123H197L196 121H194L193 119H191V118H189V119H187V120L184 119ZM242 120H243V119H242ZM252 120H251V121H252ZM109 121L112 123V125H110ZM131 121H132V119H131ZM144 121H142V122H144ZM151 121H152V120H151ZM42 122H44V121H42ZM86 122H87V123H90V122H91V126H92L93 123H94V124L96 123L95 125H99V130H97V128H94L95 130H97V132H96L94 129L92 130L93 126H92V128L90 129V127L87 126ZM157 122H158V121H157ZM160 122H161V121H160ZM174 122H175V121H174ZM198 122H199V121H198ZM256 122L254 121V122H252V123L255 124ZM259 122H258V124H259ZM263 122H264V121H261L260 123H263ZM69 123H68V124H69ZM128 123H129V122H128ZM136 123H138V122H136ZM84 124H86V125L84 126ZM94 124H93V125H94ZM144 124H145V122H144ZM150 124H151V123H150ZM158 124H159V123H158ZM162 124H163V123H162ZM256 124H257V123H256ZM256 124H255V125H256ZM258 124H257V125H258ZM39 125H41L42 127H44V126L46 127V126H47L46 124L44 125V124H41V123H40ZM69 125H70V124H69ZM89 125H90V124H89ZM122 125H123V126H122ZM33 126H35V125H33ZM36 126H37V125H36ZM36 126H35V127H36ZM48 126H49V125H48ZM48 126H47L46 128H45V127L43 128L44 130L46 129L45 132H46L47 134L44 132V135H46V136H45L46 138L50 135L48 139L52 140V141L54 142L55 145H58V143H59V145L62 144V145H64V147H65V146L67 147L68 145L71 146V147H74V146L72 145L73 142H69V140H66V138L63 137V135H60V136H59V134H58V135H55L56 133L54 134V133H53L54 131H51L52 129L50 130V129H49L50 127H48ZM86 126H87V127H86ZM156 126H157V125H156ZM159 126H160V125H159ZM188 126H187V127H188ZM258 126H259V125H258ZM258 126H256V127L258 128ZM260 126H262V125H260ZM260 126H259V128H258L259 130L261 129ZM35 127H34V129H32L33 131L31 130V131H32L31 133H34L33 135H34L35 137H33V138H35L36 141H37V138L40 137V134L42 135L41 130H43V129L40 130V129H38L39 127H38V128H35ZM94 127H95V126H94ZM96 127H97V126H96ZM148 127H149V128H148ZM153 127H155V126H153ZM197 127H196V128H197ZM262 127H263V126H262ZM32 128H33V127H32ZM40 128H41V127H40ZM57 128H56V129H57ZM86 128L89 129L90 131L92 130L93 133L89 131V132H88V135H89V133H90V134L92 133V134H91L92 136L90 135V137H89L86 141H84V139H82V137L86 134L85 132H87V130H85ZM36 129H38V131H37ZM258 129H257V130H258ZM39 130H40V131H39ZM44 130H43V131H44ZM53 130H54V129H53ZM157 130H158V131H157ZM169 131H170V130H169ZM169 131H167V132H169ZM255 131H256V130H255ZM260 131H261V130H260ZM262 131H263V132H262ZM262 131H261L262 134L259 133V135H260L261 137H262V135L264 134V127L262 128ZM177 132H178V133H177ZM39 133H40V134H39ZM66 133H67V132H66ZM255 133H256V132H255ZM257 133H258V132H257ZM47 135H48V136H47ZM86 135H87V134H86ZM157 135L159 136V138H158ZM160 135L162 136V134H160ZM156 136H157V139H156ZM182 136H184V135H182ZM260 136H259V137H260ZM263 136H264V135H263ZM41 138H44V137L41 136L40 139H41ZM114 138H117V139L114 140ZM118 138H119V139H118ZM150 138H149V139H150ZM262 138H263V137H262ZM262 138H260V140H261ZM35 139H34V140H35ZM40 139H39V140H40ZM46 140H47V139H46ZM140 140H142V139H140ZM143 140L145 141V139H143ZM146 140H147V139H146ZM169 140H170V139H169ZM180 140H181V141H180ZM258 140H259V138H258ZM260 140H259V143L257 142V145L254 144V143H252V144H253L252 146H251V144L249 143L250 140L247 141L250 145L248 144V146L246 145V147L244 148V149L246 150V152H245V150L242 148V147H244V146H242V147H241L242 151L244 150V152L247 153V151L250 150L252 147H253V148L256 147V149L258 148V150H254V151H256V152H254V153L256 154L257 151H258V152L260 153L261 156H264V144H263L264 140L262 139L263 142H262L261 144H260ZM48 141H49V140H48ZM48 141H47V142H48ZM126 141H127V140H126ZM128 141H130V140H128ZM138 141H139V140L137 139L136 142H138ZM149 141H150V140H149ZM251 141H252V140H251ZM37 142H39V141H37ZM53 142H52V144H53ZM151 142H152V141H151ZM154 142H155V141H154ZM170 142H171V141H170ZM172 142H173V141H172ZM223 142H225V141H223ZM247 142H246V143H247ZM252 142H253V141H252ZM39 143H40V142H39ZM39 143H36V142H35V145H36V147H37V148H35V149H37V151H36V150H34V151L38 152V154H40V156H43V157H44V155H41V153H42L43 151H42V149H40L41 146L39 145ZM49 143H51V142H49ZM56 143H57V144H56ZM143 143H144V145H145V148H148L149 145L145 144V142H143ZM37 144L39 145V147H38ZM103 144H105V145H106V144H108V145L110 144L111 146H112V144H114V145H113V146H114L113 148H115V152H116L118 155H116V153L113 151L114 149H113L112 147H111V149H113V150H108V148H107V150H105V152H103V151H102V146H103ZM140 144H142V143H140ZM173 144H174V143H173ZM223 144H224V143H222L221 146H223ZM258 144H260V145H258ZM50 145H51V144H50ZM225 145L227 146V143H226V142H225L224 146H225ZM244 145H245V143H244ZM254 145H256V146H254ZM69 146H68V147H69ZM128 146H130V145H128ZM132 146H133V145H132ZM132 146H131V147H132ZM142 146H143V144H142ZM224 146H223L222 148H224ZM257 146H258V147H257ZM50 147H51V146H50ZM53 147L55 148V146H53ZM53 147H52V148H53ZM60 147H61V146H60ZM103 147H104V146H103ZM106 147H108V146H106ZM106 147H105V148H106ZM143 147H144V146H143ZM56 148H57V147H56ZM58 148H59V147H58ZM74 148H75V147H74ZM109 148H110V147H109ZM246 148H247V149H246ZM253 148H252V149H253ZM30 149H33V147L30 148ZM117 149H118V148H117ZM166 149H167V148H166ZM170 149H171V148H170ZM172 149H174V148H172ZM172 149H171V150H172ZM241 149H240V150H241ZM252 149H251V150H252ZM24 150H25V149H24ZM79 150H80V149H79ZM84 150H85V149H84ZM88 150H89V151H88ZM133 150H134V149H133ZM133 150H131V151H133ZM135 150H136V151L138 150V152H139V148H137V149H135ZM135 150H134V151H135ZM226 150H227V151H226ZM230 150H231V149H230L229 146H227V147L224 149V151H226V152H228V153H229V152L231 153V151L233 152V150H231V151H230ZM106 151H111V152H106ZM112 151H113V152H112ZM129 151H130V150H129ZM131 151H130L129 153H131ZM143 151H145V150H143ZM146 151H147V150H146ZM176 151H177V150H176ZM23 152H24V151H23ZM23 152H22V153H23ZM36 152H35V153H36ZM84 152H85V151H84ZM121 152H122V151H121ZM121 152H120V153H121ZM124 152H125V151H124ZM124 152H123V153H124ZM169 152L171 153V151H169ZM169 152L167 151L166 153H169ZM173 152H174V150H173ZM30 153H33V151H31ZM132 153H134V152H132ZM170 153H169V154H170ZM175 153H177V152H174V155H176ZM230 153H229V154H230ZM251 153L254 154V153H253V150H252ZM23 154H24V153H23ZM25 154H26V153H25ZM42 154H43V153H42ZM44 154H45V153H44ZM124 154H125V153H124ZM139 154H140V153H139ZM149 154H150V153H149ZM154 154H155V152H154ZM154 154H153L152 156L150 155L149 157H153V156H155V157H156V156H159V158L161 157V158H162L161 160H163V164H162V165H165V166L167 165L168 167H169V166L171 165V163H172V162L170 163L169 160H170L171 158H172V159L176 158V156L174 157L173 155H172V157H167L166 159H167L168 162H169V163H167V161H166V160L164 161L163 157L160 156V154H158V155H157V154L154 155ZM171 154H173V153H171ZM232 154H233V153H232ZM30 155H31V154H30ZM32 155H33V154H32ZM46 155H47V154H46ZM115 155L117 156V158L119 157L120 159H123V160H122V161H119V159H117ZM129 155H130V154H129ZM145 155H146V154H145ZM161 155H163V154H161ZM166 155L169 156L168 154H166ZM86 156H87V157H86ZM122 156H123V155H122ZM126 156H127V155H126ZM132 156H133V155H132ZM140 156H141V155H140ZM147 156H148V155H147ZM170 156H171V155H170ZM177 156H178V153H177ZM257 156L260 157L259 155H257ZM35 157H37V156H35ZM138 157H139V156H138ZM155 157H153L152 159L154 160ZM165 157H166V156L164 155V158H165ZM37 158H39V156H38ZM37 158H36L35 160H37ZM128 158H129V159H132V158H130V157H128ZM135 158H136V156H135ZM159 158H158L157 160H155V161H156V162H159V161H160ZM168 158H170V159H168ZM238 158H239V157H238ZM260 158H263V157H260ZM45 159H46V158H44V160H45ZM47 159H48V157H47ZM79 159H80V158H79ZM81 159H82V158H81ZM129 159H128V160H129ZM136 159H137V158H136ZM141 159H142V158H141ZM141 159H140V161H141ZM144 159L147 160V159H149V158H144ZM152 159H149V160L151 161ZM155 159H156V158H155ZM25 160H26V159H25ZM126 160H127V157H126ZM134 160H135V159H134ZM174 160H175V159H174ZM239 160L241 161L240 158H239ZM258 160H259V159H258ZM87 161H86V163H87ZM131 161H132V160H131ZM131 161H130V162H131ZM137 161H138V160H137ZM170 161H171V160H170ZM172 161H173V160H172ZM240 161H238V164H239ZM253 161L255 162V160H253ZM33 162H36V161H33ZM40 162H41V160H40ZM81 162L85 163V162H84V159H83V161H81ZM124 162H125V161H124ZM130 162H128V163H130ZM133 162H134V161H133ZM138 162H139V161H138ZM161 162H162V161H160V163H159L160 165H161ZM164 162H165V164H164ZM173 162H174V161H173ZM256 162L258 163V161H256ZM139 163H140V162H139ZM144 163H145V162H143L142 165H143ZM147 163H148V162H147ZM152 163H155V162H152ZM175 163H176V162H175ZM135 164H136V162H135ZM137 164H138V163H137ZM157 164H158V163H157ZM168 164H170V165H168ZM235 164H236V163H235ZM242 164H245L244 161H243ZM242 164H241V165H242ZM125 165H126V162H125ZM128 165H129V164H128ZM140 165H141V163H140ZM140 165H139V166L137 165L136 167H138V169H139V168H140ZM144 165H145V164H144ZM162 165H161V168H159V166L156 165V166H158V168H159V169H157V170H158L157 172H159V170H161V169H163V168L165 167V166L162 167ZM172 165H173V170L171 169L172 166L170 167V169H171L172 171H176V172H177V171H178V172H185L186 169H187V167H186V169H185V167L183 166V164H182V165H180V164L178 165V163H177V165H176V164H175V165L172 164ZM184 165H185V164H184ZM263 165H264V163H263ZM153 166H154V164H153ZM153 166H152V167H153ZM182 166H183V167H182ZM126 167H127V165H126ZM131 167H134V166H132V164H131ZM131 167H130V168H131ZM142 167H143V166H142ZM149 167L151 168V165H150ZM149 167H148V169H149ZM168 167H167V168H168ZM237 167H238V165L236 166V168H237ZM128 168H129V167H128ZM131 169H132V168H131ZM134 169H137V168L134 167ZM138 169H137V170H138ZM141 169H142V168H141ZM153 169H155V168L153 167V168H152V171H154ZM127 170H128V169H127ZM127 170H126V171H127ZM145 170H147V169H145ZM115 171H114V172H115ZM142 171H144V170H142ZM155 171H156V170H155ZM155 171H154L153 173H155ZM164 171H165V170H164ZM187 171H188V169H187ZM130 172H132V171H130ZM140 172H141V171H140ZM144 172H147V171H144ZM122 173H123V174H122ZM124 173L127 174V177H125L126 175H125ZM134 173H135V171H134ZM138 173H139V172H138ZM141 173H143V172H141ZM159 173H160V172H159ZM159 173H158V174H159ZM161 173H162V174H161L162 176L167 175L166 172H163V170L161 171ZM102 174L106 175V174H108V172L106 171V173H104V171H102ZM131 174H132V173H131ZM131 174H130L129 176H132V175H133V174H132V175H131ZM181 174H182V173H181ZM183 174H186V172L183 173ZM104 175H102V176H104ZM109 175H110V174H109ZM113 175H115V174H113ZM123 175H125V176L123 177ZM143 175H144V173H143ZM161 175H158V176H161ZM92 176H93V175H92ZM94 176H93V177H94ZM140 176H141V175H140ZM162 176H161V177H162ZM98 177H96V178H98ZM108 177H111V175L108 176ZM133 177H135V176H133ZM165 177H166V176H165ZM49 178H50V177H49ZM94 178H95V177H94ZM96 178H95V179H96ZM105 178H106V177H105ZM111 178H112V177H111ZM117 178H118V176H117ZM51 179H52V178H51ZM91 179H92V178H91ZM103 179H104V177H103ZM115 179H116V178H115ZM140 179H141V178H140ZM143 179H144V178H143ZM213 179H214V178H213ZM93 180H94V179H93ZM96 180H97V179H96ZM96 180H95V181H96ZM117 180H119V179H117ZM133 180H136V177H135ZM138 180H139V179H138ZM215 180H216V179H215ZM215 180H213V181L215 182ZM48 181H49V180H48ZM98 181H99V180H98ZM131 181H132V180H131ZM136 181H137V180H136ZM136 181H135V182H136ZM139 181H141V180H139ZM118 182H119V181H118ZM135 182H133V183H135ZM116 183H117V182H116ZM116 183H115V185H116ZM124 183H125V184H124ZM137 183H138V181H137ZM141 183H142V181H141ZM141 183H140V184H141ZM215 183H216V182H215ZM109 184H110V183H109ZM126 184H127V185H126ZM138 184H139V183H138ZM142 184H143V183H142ZM142 184H141V185H142ZM216 184H217V183H216ZM109 187H110V186H109ZM141 187H143V185H142ZM262 187H263V186H262ZM134 188H135V187H134ZM117 189H119V188L117 187ZM257 189H258V188H257ZM259 189H260V187H259ZM259 189H258V190H259ZM133 190H134V189H133ZM126 191H127V190H126ZM131 191H132V190H130V192H131ZM260 191H261V189H260ZM79 192H80V191H79ZM257 192L259 193V191H257ZM263 192H264V191H261V193H262L261 196L264 195ZM259 194H260V193H259ZM251 195H252V194H251ZM255 195H257V194H255ZM79 196H80V194H79ZM258 196H260V195H257V198H258ZM90 197H91V196H90ZM129 197H130V196H129ZM129 197H128V198H129ZM253 197H254V196H253ZM104 198H105V197H103V199H104ZM106 198H107V197H106ZM145 198H146V197H145ZM148 198H150V197H147V199H148ZM262 198L264 199V196H263ZM81 199H82V198H81ZM92 199H93V198H92ZM125 199H127V198H125ZM238 199H239V198H238ZM242 199H243V198H242ZM244 199H245V198H244ZM249 199H250V198H249ZM255 199H256V198H255ZM258 199H260V198H258ZM263 199H261V200H263ZM93 200H94V199H93ZM105 200H106V199H105ZM134 200H135V199H134ZM134 200L132 199L131 201H134ZM140 200H141V199H139V201H140ZM148 200H151V198L148 199ZM152 200H153V203H154V199H152ZM152 200H151V201H152ZM98 201H99V200H98ZM115 201H116V200H115ZM135 201L137 202V200H135ZM139 201H138V202H139ZM259 201H260V200H259ZM104 202H105V205H106V201H104ZM142 202H143V203H142ZM262 202H264V200H263ZM82 203H83V202H82ZM82 203H81L82 208H83V207L85 208V203H84V204H82ZM102 203H103V202H102ZM110 203L112 204V202H110ZM133 203H134V202H133ZM140 203L142 204V206H141ZM147 203H149L147 200H146V201H143V199H142V201L139 202L138 205H137V203H135V204H131V205H132V206H133V205H135V206L137 205V207L140 205V206H141L140 208H144V207H146L145 205H146ZM150 203H151V202H150ZM240 203H241V202H240ZM250 203H251V202H250ZM255 203H256V202H255ZM255 203H254V204H255ZM260 203H261V202H260ZM56 204L59 205L58 202H56ZM63 204H64V203H63ZM108 204H109V203H108ZM108 204H107V205H108ZM242 204H243V203H242ZM244 204H245V203H244ZM244 204H243V205H244ZM261 204H262V203H261ZM48 205H49V204H48ZM48 205H47V206H48ZM57 205H56V206H57ZM67 205H69V204H67ZM86 205H87V204H86ZM109 205H110V204H109ZM109 205H108V206H109ZM115 205H116V204H115ZM149 205L151 206V204H149ZM149 205H148V207H149ZM240 205H241V204H240ZM256 205H258V204H256ZM32 206H34V205L32 204ZM56 206H55V207H56ZM129 206H130V205H129ZM132 206H131V207H132ZM135 206H133V208H134ZM143 206H144V207H143ZM154 206H155V205H154ZM254 206H255V205H254ZM258 206H259V205H258ZM260 206H261V205H260ZM263 206H264V205H263ZM22 207H24V206H22ZM53 207H54V206H53ZM55 207H54L53 210H55ZM73 207H74V206H73ZM73 207H72V208H73ZM88 207H89V206H88ZM91 207H92V208H91ZM91 207H89L90 210L92 209V211L90 212L91 215H94V214H95V213H93V211L96 212V210H99V209H100V207L97 208L96 206H94V207L97 208V209L95 210V208H93L92 204H91ZM103 207H105V206H104V203H103ZM109 207H111V205H110ZM112 207H113L112 210L114 209L115 211H116V210L118 211V210L120 209L119 206H118L117 208H116L115 206H112ZM151 207H152V206H151ZM252 207H253V206H252ZM4 208H6V207L4 206ZM8 208H9V207H8ZM37 208H39V207H37ZM37 208H36V209H37ZM40 208L42 209V206H40ZM44 208H46V207L44 206ZM44 208H43V210H41V211H44ZM51 208H52V207H51ZM51 208H48V207H47L46 209H51ZM56 208H57V207H56ZM59 208H60V207H59ZM80 208H81V207H80ZM80 208H79V209H80ZM84 208H83V209H84ZM86 208H87V207H86ZM86 208H85V209H86ZM118 208H119V209H118ZM24 209H25V208H23V210H24ZM26 209H27V208H26ZM60 209H61V208H60ZM62 209H64V207H63ZM62 209H61V210H62ZM73 209H74V208H73ZM77 209H78V208H77ZM127 209H128V208H127ZM145 209H146V208H145ZM147 209H148V208H147ZM262 209H263V208H262ZM37 210H38V209H37ZM53 210L51 209L50 211H53ZM56 210H57V209H56ZM56 210H55V211H56ZM58 210H59V209H58ZM86 210H87V209H86ZM86 210H83V213H84V211H86ZM110 210H111V208L109 209V211H110ZM114 210H113V211H114ZM120 210H122V209H120ZM130 210L133 211V209H130V208H129V211H130ZM141 210H142V209H141ZM148 210H149V209H148ZM27 211H28V210H27ZM27 211H26V212H27ZM55 211H54V212H55ZM59 211H60V210H59ZM59 211H58V212H59ZM64 211H67V210H64ZM70 211H71V210H70ZM75 211H76V210H75ZM78 211H79V210H78ZM78 211H77V212H78ZM100 211H101V210H100ZM100 211H98V213H99ZM103 211H104V210H103ZM105 211L107 212V210H105ZM113 211H112V212H113ZM124 211H125V210H124ZM142 211H143V210H142ZM150 211H151V210H150ZM45 212H46L47 214L49 213V211L47 212L46 210H45ZM58 212H57V213H58ZM60 212H61V211H60ZM81 212H82V210H81L80 212H78V213L81 214ZM101 212H102V211H101ZM110 212H111V211H110ZM122 212H123V210H122ZM50 213H51V214H50ZM50 213H49V217H48L47 214H45V218H46V216H47V218H54V217H56V216L54 215L55 213H53V212H50ZM63 213H65V212H63ZM63 213H62V214H63ZM75 213H76V212H75ZM83 213H82V214H83ZM92 213H93V214H92ZM98 213H97V214H98ZM108 213H109V212H108ZM114 213H115V212H114ZM248 213H249V212H247V214H248ZM90 214H89V210H88V214H87V215L90 216ZM101 214H102V213H101ZM111 214H113V213H111ZM127 214H128V213H127ZM137 214H138V212H137ZM142 214H143V213H142ZM144 214H146V213H144ZM5 215H6V214H5ZM51 215H52V216L54 215V217H50ZM56 215H57V214H56ZM104 215H105V214H104ZM109 215H110V214H109ZM117 215H118V216L120 215V217H121V212H120V214H117ZM139 215H140V214H139ZM248 215H249V214H248ZM63 216H64V214H63ZM78 216H79V215H78ZM100 216H101V215H100ZM114 216H116V215H114ZM129 216H130V215H129ZM244 216H245V215H244ZM59 217H61V216H59ZM73 217L75 218V216H73ZM91 217H93V216H90L89 218L91 219ZM95 217H96V216H95ZM95 217H93L92 219L94 220ZM106 217L108 218L109 216H106ZM123 217H125V216L122 215V219H123ZM135 217H136V215H135ZM141 217H142V216H141ZM145 217H146V216H145ZM249 217H250V215H249ZM66 218H67V217H66ZM81 218H82V217H81ZM81 218H80V220H79L78 222L76 221V223H78V225H79V222L82 221ZM84 218H85V216H84ZM89 218H88V219H89ZM133 218H134V217H132V219H133ZM244 218H246V217H244ZM2 219H4V218H2ZM88 219H86V221L88 222V223L86 224L87 226H88V224H89V220H90V219H89V220H88ZM92 219H91V220H92ZM98 219H99V218H97L96 220H98ZM102 219H103V216H102ZM102 219H99V220H102ZM104 219L106 220L105 217H104ZM108 219H109V218H108ZM108 219H107V220H108ZM117 219H119V217H117ZM127 219H128V218H127ZM143 219H145V218H143ZM246 219H247V218H246ZM248 219H249V218H248ZM250 219H251V218H250ZM250 219H249V220H250ZM0 220H1V219H0ZM67 220H68V219H67ZM77 220H78V219H77ZM96 220H94V223H95ZM109 220H110V219H109ZM109 220H108V221H109ZM112 220H114L113 217H112ZM249 220H248V222H249ZM1 221H2V220H1ZM17 221H18V222H16L15 220H12V221H11V222H13L12 226H8V225L5 223V224H6V227L8 226V227H9V230H12L10 234L12 235V232H13L14 234H13L12 236H10V234L8 235L7 232H6V235H7V236H6V235H4V236L2 235L3 238L1 239L2 241L0 242V264H38V263H40V262L42 261L41 259H40V260H41V261H40V260H38V259L31 260V258H28L27 260H25V258H24V260H18V259H17V260H15V261H13V260H9L10 258H7V255H6V254H5V255L2 254L1 248H2L3 245H6V244H7V245H13V244H14V246H16V249H18V251H20V252L29 251V250L32 248V245H31V239H29V238L31 237V236L29 237V234H30V233L27 234L28 231H27V232L25 231V230L27 229V227H28L27 230H31V228H30V226H29L30 223L28 222L29 225L26 226L25 221L22 222V220H21V223H19V222H20L19 220H17ZM53 221H54V220H53ZM68 221H69V220H68ZM70 221H71V220H70ZM73 221L75 222L74 219H73ZM84 221H85V220H84ZM122 221H123V220H122ZM251 221H252V219H251ZM253 221H254V220H253ZM9 222H10V221H9ZM15 222H16V223H15ZM26 222H27V221H26ZM109 222H110V221H109ZM112 222H113V221H112ZM117 222H118V221H117ZM124 222H125V221H124ZM245 222H247V221H245ZM245 222H244V223H245ZM56 223H57V222H56ZM97 223H98V222H97ZM115 223H116V222H115ZM115 223H114V224H115ZM249 223L251 224V222H249ZM249 223H247V225H248ZM9 224H10V223H9ZM84 224H85V223H84ZM91 224H92V223H91ZM102 224H103V222H102ZM102 224H101V225H102ZM119 224H120V222H119ZM124 224H125V223H124ZM140 224H141V223H140ZM257 224H259V223H257ZM35 225H36V224H35ZM58 225H60V224H58ZM58 225H57V226H58ZM76 225H77V224H76ZM80 225H81V223H80ZM86 225H85V226H86ZM89 225H90V224H89ZM103 225H104V224H103ZM134 225H135V224H134ZM138 225H139V224H137V226H138ZM244 225H246V224H244ZM251 225H252V224H251ZM37 226H38V227H41V225L39 226L38 224H37ZM37 226H36V227H37ZM71 226H72V225H71ZM71 226H70V227H71ZM87 226H86V227H87ZM90 226H92V225H90ZM98 226H99V224H98ZM109 226H110V228H112V225H109ZM249 226H250V225H249ZM256 226H257V225H256ZM10 227H11V229H10ZM34 227H35V226H34ZM59 227H60V226H59ZM83 227H84V226H83ZM88 227H89V226H88ZM88 227H87V229L90 230ZM113 227H114V225H113ZM134 227H135V226H134ZM245 227H246V226H245ZM245 227H244V228H245ZM44 228H45V227H44ZM71 228H73V227H71ZM76 228L78 229L77 226H76ZM81 228H82V227H81ZM91 228H92V230H93L94 226H92ZM106 228H107V227H106ZM106 228L103 229V230H106ZM135 228H136V227H135ZM246 228H247V227H246ZM254 228H255V227H254ZM256 228H257V227H256ZM259 228H260V227H259ZM39 229L42 230V228H39ZM39 229H38V230H39ZM52 229H53V228H52ZM56 229H57V228H56ZM68 229H70V228H68ZM74 229H75V228H74ZM77 229H76V230H77ZM79 229H80V227H79ZM79 229H78V231H79ZM97 229H98V227H97ZM107 229H108V228H107ZM144 229H145V228H144ZM251 229H252V228H248L247 230L249 231V230H251ZM262 229H263V227H262ZM262 229L260 228V230H262ZM59 230H61V229L59 228ZM85 230H86V229H85V227H84L83 232H84ZM88 230H86L87 233H88ZM92 230L89 231V232H92ZM98 230H99V229H98ZM98 230H97V231H98ZM117 230H118V227H117ZM136 230H138V229H136ZM139 230H140V229H139ZM141 230H143V229H141ZM141 230H140V231H141ZM260 230H259V231H260ZM42 231H43V230H42ZM44 231H45V230H44ZM93 231H94V230H93ZM109 231H111V230H109ZM241 231H242V230H241ZM244 231H245V230H244ZM244 231H243V232H244ZM253 231H254V230H253ZM253 231L251 230L250 232H253ZM76 232H77V231H76ZM80 232H81V229H80ZM98 232L101 233V231H98ZM98 232H97V233H98ZM104 232H105V231H104ZM107 232H108V230H107ZM111 232H112V231H111ZM117 232H118V231H117ZM129 232H130V231H129ZM246 232H247V231H246ZM246 232H245V233H246ZM20 233H21V234H20ZM23 233L27 234L26 236L28 237V239L25 238V236H24L25 234L22 235ZM81 233H82V232H81ZM87 233H85V234H87ZM94 233H96V231H94L93 233H88V235H97V233H96V234H94ZM140 233H141V232H140ZM260 233H261V232H260ZM77 234H79V232H78ZM112 234H114V233H112ZM118 234H119V233H118ZM125 234H126V233H125ZM125 234H124V235H125ZM132 234H134V233H132ZM132 234H131V235H132ZM241 234H242V233H241ZM21 235H22V236H21ZM99 235H100V234H99ZM119 235H120V234H119ZM121 235H123V234H121ZM134 235H137V234H134ZM245 235H246V234H245ZM252 235H253V234H252ZM259 235H260V234H259ZM262 235H263V234H262ZM28 240H29V242H28ZM32 240H33V239H32ZM37 243H38V242H37ZM16 244H17V245H16ZM79 244H80V243H79ZM36 245L38 246V244H36ZM36 245H35V246H36ZM37 246H36V247H37ZM36 247H35V248H36ZM39 247H41V244H40ZM58 247H59V245H58ZM13 248H15V247H13ZM13 248H12V249H13ZM61 248H62V247H61ZM61 248H57V249L59 250V249H61ZM9 249H10V248H9ZM13 250H15V249H13ZM124 250H125V249H124ZM9 251H12V250L10 249ZM9 251H8V252H9ZM80 251H81V250H80ZM125 251H127V250H125ZM128 252H129V251H128ZM80 254L82 255V253H80ZM124 254H127V255H128L127 252H124ZM140 254H141V253H140ZM140 254H138V255H136V256L139 257ZM2 255H3V256H2ZM141 255H142V254H141ZM142 258H143V257H142ZM20 259H21V258H20ZM22 259H23V257H22ZM93 259H94V258H93ZM93 259H92V260H93ZM47 262H48V261H47ZM44 263H45V262L43 261V264H44ZM96 264H99V263H96Z\"/></svg>",
	"mask_w": 264,
	"mask_h": 264
}]
</instances>
